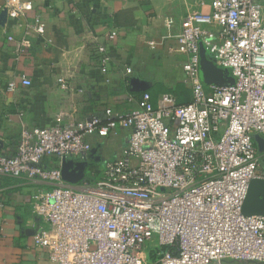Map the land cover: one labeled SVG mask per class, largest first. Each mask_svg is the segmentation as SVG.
<instances>
[{
  "label": "built area",
  "instance_id": "obj_1",
  "mask_svg": "<svg viewBox=\"0 0 264 264\" xmlns=\"http://www.w3.org/2000/svg\"><path fill=\"white\" fill-rule=\"evenodd\" d=\"M208 5L179 16L174 33L165 20V37L185 56L188 102L165 92L153 105L147 92L129 94L135 106L123 112L107 107L69 123L22 125L0 151V175L33 187L34 245L50 264H264V215L241 213L249 182L264 180V0ZM31 9L23 3L6 17ZM200 48L231 84L202 81ZM95 51L105 62V47ZM119 131L127 135L119 158L94 165L89 137ZM64 160L86 162L77 183L62 178Z\"/></svg>",
  "mask_w": 264,
  "mask_h": 264
},
{
  "label": "crops",
  "instance_id": "obj_2",
  "mask_svg": "<svg viewBox=\"0 0 264 264\" xmlns=\"http://www.w3.org/2000/svg\"><path fill=\"white\" fill-rule=\"evenodd\" d=\"M208 1L0 0V13L23 3L32 6L22 17L0 21V151L16 141L22 125L69 123L107 107L123 112L135 106L129 94L139 99L147 92L155 105L162 93H174L181 84L187 96L178 101L188 102L180 78L185 56L165 37V20H173L174 33L179 16L208 11ZM36 15L44 24L41 35ZM99 45L105 47V62L95 51ZM131 78L145 90L130 92ZM88 141L95 147L99 137ZM96 154L90 158L94 165ZM32 191L23 180L0 175V264H50L46 251L34 245L39 223L29 205Z\"/></svg>",
  "mask_w": 264,
  "mask_h": 264
},
{
  "label": "water",
  "instance_id": "obj_3",
  "mask_svg": "<svg viewBox=\"0 0 264 264\" xmlns=\"http://www.w3.org/2000/svg\"><path fill=\"white\" fill-rule=\"evenodd\" d=\"M6 12L0 13V21H5ZM200 76L206 84L228 85L232 83V79L225 69L217 68L208 58L203 48H200ZM145 87L139 85L138 79L131 78L129 83V91H144ZM255 139V138H254ZM256 140V139H255ZM1 147V144H0ZM94 150H91L90 158L93 156ZM264 168V159L262 160ZM86 162L62 161L60 171L61 176L70 184H75L83 177ZM241 213L243 215H264V180L254 179L248 184L246 196L241 205Z\"/></svg>",
  "mask_w": 264,
  "mask_h": 264
},
{
  "label": "rangeland",
  "instance_id": "obj_4",
  "mask_svg": "<svg viewBox=\"0 0 264 264\" xmlns=\"http://www.w3.org/2000/svg\"><path fill=\"white\" fill-rule=\"evenodd\" d=\"M262 12L264 15V9L262 10ZM174 80L175 81L177 80L176 77H174ZM125 137H126L125 132L121 131V132L109 134L107 137L104 138H99V142L95 143V147L91 148V150H94V154L91 158H94L95 154L97 153L96 154L97 160L95 162L96 163L95 165L102 166L107 161H113L118 159L121 154V150L124 147ZM256 145L259 152H261L263 147V141L259 135H257L256 138ZM221 263L224 264L225 260H222ZM212 264H217V263H212Z\"/></svg>",
  "mask_w": 264,
  "mask_h": 264
},
{
  "label": "trees",
  "instance_id": "obj_5",
  "mask_svg": "<svg viewBox=\"0 0 264 264\" xmlns=\"http://www.w3.org/2000/svg\"><path fill=\"white\" fill-rule=\"evenodd\" d=\"M176 93V94H175ZM174 95L177 97V102L180 103L178 100L183 96H187L186 90L183 88L181 84H177L176 88L174 89Z\"/></svg>",
  "mask_w": 264,
  "mask_h": 264
}]
</instances>
